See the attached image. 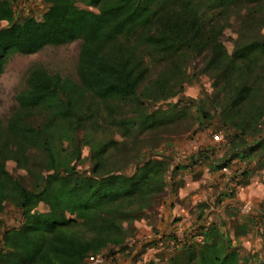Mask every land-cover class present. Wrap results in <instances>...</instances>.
<instances>
[{"label":"trees","instance_id":"16d2710c","mask_svg":"<svg viewBox=\"0 0 264 264\" xmlns=\"http://www.w3.org/2000/svg\"><path fill=\"white\" fill-rule=\"evenodd\" d=\"M40 1L45 8L39 17L33 13L15 20L11 2L0 0V21L8 22L0 27V75L10 54H34L45 46L81 38L79 83L40 67L31 68L26 88L16 96L18 108L5 131L0 130V213L8 201L21 216L17 226L0 233V264H86L88 257L105 248L124 249L132 232L124 223L161 204L170 167L165 156H148L134 157L136 164L130 172L121 170L127 165L111 168L108 154L119 145L112 139L88 141L92 170H78L81 149L77 136L91 116L87 99L96 98L109 109L115 101L134 104L133 115L114 120L123 135L130 136L133 129L155 128L158 118L167 120L169 114L149 110L137 91L149 72L144 55L167 58L171 64L163 66L145 89L143 95L151 102L174 97L182 88L178 73L183 53L185 57L201 55L202 71L213 78L208 102L227 136L234 138L229 145L231 155L214 168H225L237 158L244 160V153L254 150L246 147L248 139L256 147L264 143L260 135L264 125V35L260 32L264 14L249 8L250 0ZM242 4L247 6L246 15L240 19L228 52L221 36L230 25V14ZM119 107L116 103L112 111ZM195 111L201 125L213 118L203 103L195 105ZM37 113L44 116L38 124L32 121ZM64 141L70 149L63 147ZM33 150L39 157L29 156ZM200 155H204L201 150L191 155L190 163ZM7 160L24 169L29 181L9 172ZM178 169L176 165L171 172ZM249 175L246 169L232 178L247 181ZM40 203L45 210H37ZM225 238L212 225L203 242L184 247L168 264L226 261Z\"/></svg>","mask_w":264,"mask_h":264},{"label":"rangeland","instance_id":"374dc122","mask_svg":"<svg viewBox=\"0 0 264 264\" xmlns=\"http://www.w3.org/2000/svg\"><path fill=\"white\" fill-rule=\"evenodd\" d=\"M14 9V19H21L25 15L35 13L37 17L44 11L45 5L40 0H9ZM249 8L264 14V0H250ZM245 4L241 9L230 14V25L223 30L221 40L228 52L233 48V40L237 37L240 19L246 15ZM239 11V14L236 12ZM7 21H0V27L7 25ZM264 35V27L260 29ZM82 39L77 38L61 45H48L34 54H10L3 72L0 75V130L5 131L8 119L17 110L16 96L26 88L28 73L33 67H40L50 74H58L79 83L78 62ZM149 72L146 79L138 87L141 98L151 111L160 109L166 119L158 118L155 128L145 130L133 129L130 136L123 135L120 126L114 120H121L134 114L135 105L128 102H113L109 109L96 98H88L91 116L86 126L77 136L81 149L80 160L76 167L80 171H91L92 161L89 144L95 140L118 141L108 154V165L111 168L123 167L124 172L134 169L133 159L142 160L148 156L168 158L170 167L166 175L169 184L161 204L152 210L145 211L144 216L124 223L130 225L132 232L126 237L124 249L119 247L105 248L98 256L88 257L86 264H145L152 260L156 264H168L170 259L181 249L192 243L204 241L205 234L212 225L218 226L224 234L229 249V258L216 261L213 264H264V143L261 147L249 145L254 150L244 160L234 159L222 169L214 168L223 159L231 155L229 145L233 137L227 136L221 126L220 119L215 113L208 99L213 94V78L202 71L204 58L188 54L181 58V70L178 80H182V88L174 97L167 100L151 102L146 98L145 89L154 78L162 72L163 66H169L167 58L154 59L151 55H144ZM173 80L171 84H173ZM120 107L116 111L114 105ZM213 116L208 124L201 125L195 105L202 104ZM44 119L43 114L37 113L32 117L36 124ZM161 119V120H160ZM260 135L264 137V125ZM63 147L70 149L67 141ZM200 155L190 163L189 158L197 151ZM37 150L29 156L39 157ZM129 165V166H128ZM180 169L171 172L174 166ZM183 165H189L182 167ZM6 168L16 177L28 182L26 171L16 166L13 160L6 161ZM249 169L250 175L233 180L232 176L242 170ZM120 170V171H121ZM198 181L189 189L186 196L181 198L178 191L184 183ZM244 189H241V186ZM171 186L173 188H171ZM198 191L202 195L197 197ZM224 197L222 193H230ZM190 197H192L190 199ZM46 206L40 203L37 210L43 211ZM21 216L11 202H5L0 213V233L5 228L17 226ZM155 240V244H149ZM147 244L145 247L144 245ZM110 249V250H109ZM217 253V248L213 247Z\"/></svg>","mask_w":264,"mask_h":264},{"label":"crops","instance_id":"0c3cea01","mask_svg":"<svg viewBox=\"0 0 264 264\" xmlns=\"http://www.w3.org/2000/svg\"><path fill=\"white\" fill-rule=\"evenodd\" d=\"M233 161V160H232ZM196 184H198V181H189L187 180L184 185L182 187H180L179 191H178V196H180L181 198H183L184 196H186L187 192L189 191L190 188H193L194 186H196ZM241 189L243 190L244 187H242V185L240 186ZM189 193V192H188ZM224 193H222V195L224 197H228V195H224ZM202 192L198 191L197 197L201 196ZM192 197H190L191 199Z\"/></svg>","mask_w":264,"mask_h":264},{"label":"built area","instance_id":"2783aa9c","mask_svg":"<svg viewBox=\"0 0 264 264\" xmlns=\"http://www.w3.org/2000/svg\"><path fill=\"white\" fill-rule=\"evenodd\" d=\"M94 260L96 261V262H100L101 261V257L100 256H98V254L94 257Z\"/></svg>","mask_w":264,"mask_h":264}]
</instances>
